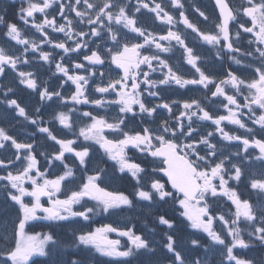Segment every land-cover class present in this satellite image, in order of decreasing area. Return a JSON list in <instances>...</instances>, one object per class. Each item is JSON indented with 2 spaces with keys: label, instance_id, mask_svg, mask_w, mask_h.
<instances>
[{
  "label": "snow or ice",
  "instance_id": "1",
  "mask_svg": "<svg viewBox=\"0 0 264 264\" xmlns=\"http://www.w3.org/2000/svg\"><path fill=\"white\" fill-rule=\"evenodd\" d=\"M214 3L219 11L218 22L215 24V31L205 32L190 22L182 10L184 5L181 0H167V3L165 0H151V6L148 0H136L132 11V5L122 4L120 0H100L99 3H93L92 0H75L74 3L67 4L63 0H22V6L17 10L16 16L26 27L30 25L39 33V37L38 42L24 37L16 23L7 22L4 35L15 41L20 49L17 54L14 50L0 47V77L11 72L14 74V80L18 82V85L13 83L11 86H4V102L8 109L35 125L37 131L45 134L47 140L54 144L50 153H39L50 166L42 171L34 143L22 141L0 127V185L6 192V200L10 201L12 206H18V214L12 221L11 232L9 233L7 224L4 228L3 239L7 246L0 249V264H29L33 256L49 258L50 264H85L84 255L73 258L70 262L60 259L57 255L59 243L52 234H26L25 227L28 222L38 219L60 222L77 217L88 221L100 211L111 214L114 210L132 205V200L124 193L108 191L100 186L99 182L104 177L103 170H93L76 190H70L66 198H56V194L61 192L62 182L74 177L73 167L65 162V154L72 153L74 164L78 162V167L87 171L91 162L90 146L84 144L76 147V140L58 138L50 127L42 126L39 116L30 117L17 99L9 98V94H15L17 86L37 93L41 102H59L67 106L71 101L76 105L91 104L97 108L115 105L118 108V113L111 122L104 116L94 115L92 111L82 112L81 118L89 119L90 123L79 129L77 139L82 137L84 141H93L99 145L108 159L114 162L115 169L126 173L135 182L134 195L138 200L153 204L171 202L178 210L179 216L187 222L186 227L194 230L189 233L188 247L182 248L181 240L176 235L175 222L167 214L156 218L159 225L168 229L163 247L166 253L170 254L166 256L170 264H208L201 259H187L188 253L198 251L202 246L198 233H204L208 238L206 252L215 250L220 253V264H257L255 259L237 255L236 250H248L257 244L264 246V203L254 205L249 199L242 198V194L231 184V181H241L244 175L242 164L233 163L229 156L218 152L217 145L210 140L213 132L202 134L200 128L194 125L210 121L222 140L238 141L243 145L244 154L249 157V148L258 149L259 155L256 159L264 162V136L256 138L253 129L248 128L242 120V109H247L249 119L264 133V0H241L236 7L232 6L230 0H214ZM53 5L58 6V14L64 23L58 24L55 17L49 18L48 9ZM167 5L180 10L179 20L165 10ZM142 9L154 13L156 21L169 26L166 34L156 35L139 26L136 13H141ZM196 11L208 21L209 18L203 11L198 8ZM36 13L43 14V19L38 21L35 18ZM69 13H75V16L70 17ZM5 21L6 16L0 15V26L4 25ZM230 22L238 23L234 35ZM84 24L88 26L87 32L78 29V25ZM177 24H183L204 43L214 48L219 46V49L226 50V53L241 52L236 44L248 34L250 50L245 51L243 55L259 62L254 67L252 63L247 65L251 69L252 78H246L243 69L229 70L224 78L217 82L210 74L201 70L198 65L200 57L186 45L181 33L172 30ZM49 28L51 32L47 31ZM53 33H63L64 39L54 40ZM105 33L106 35H103ZM91 37L111 41V45L106 47L101 43L93 49L89 44ZM141 38L142 42H138ZM69 41H72V46H69ZM161 41L169 42V46H164ZM172 41L184 50L186 62L195 69L198 79H186L178 75L161 58L160 53L168 52ZM41 45L51 46L53 51H44ZM145 46L155 48L156 51L151 55H142L141 50ZM84 49L88 51L84 52ZM55 50H60L63 54L55 61L54 75L58 74L59 81L55 86H49L47 83L42 86L36 72L22 70L20 67H37L33 64L34 60L51 65ZM72 53L78 56L82 54V61H73L70 66H65L66 57ZM229 58L237 65L242 64V60L237 59L235 55H230ZM84 62H87V65ZM106 62L110 71L119 70L118 78L109 76L105 82V73L100 72L99 83H96V72L88 66H103ZM141 65H146L152 71H155L156 67L167 71L161 79L154 81L148 71H142ZM85 69L87 75L76 74V70ZM69 81L75 86V90L70 96H65L62 90ZM92 83H95L94 92L86 95ZM173 84L179 88L202 85L206 89L209 85H214L215 90L211 91V96L217 99L223 97L221 105L228 114H210L196 99L182 102L161 101L149 106L143 98L146 92L147 96L159 99L163 90L160 86ZM141 85L145 87L141 89ZM229 87L234 90L233 94H228L226 89ZM95 94H100V98H90ZM113 94V99H106ZM241 95L242 103L238 99ZM175 104L179 105L178 115L173 111ZM161 109L168 115L161 118L155 127L128 128L129 121H136L137 117L143 124L147 125L148 121L155 123ZM35 111L37 114L41 113L39 107ZM72 111L73 109H69V112ZM69 112H56L53 119L63 128L72 131L73 123ZM222 121L237 125L248 135L230 134L221 126ZM104 129L113 132L116 138L108 139L102 135ZM126 149H134L140 157L130 158ZM236 155L243 160L239 153ZM59 165H63V174L55 179L47 178L46 172ZM259 177L256 178V174H252L250 188L258 190V197L264 200V171L259 173ZM45 196L48 197L49 207H44L41 203V197ZM26 197H30L31 201L25 202ZM221 198H226L234 207L235 210L230 215L217 212L213 207V203ZM88 201L95 203L91 207L85 206ZM74 205H81L83 210H75ZM38 212L43 215L38 216ZM216 225H219V230ZM113 232L127 237L128 245L125 248H121L119 240L108 238L107 234ZM73 236L74 245L82 246V254L93 252L102 257L119 260L121 264H133L134 261L136 264H159V261L141 259L148 253L155 255V251L144 236L136 234L131 228L121 230L104 225L92 231L73 233Z\"/></svg>",
  "mask_w": 264,
  "mask_h": 264
},
{
  "label": "flooded vegetation",
  "instance_id": "2",
  "mask_svg": "<svg viewBox=\"0 0 264 264\" xmlns=\"http://www.w3.org/2000/svg\"><path fill=\"white\" fill-rule=\"evenodd\" d=\"M64 3H69L72 2L74 3L75 0H63ZM93 3H99L100 0H92ZM120 2L122 4H127V5H132L133 8L130 9V11L134 10V6L136 5V0H120ZM150 6H151V0H148ZM156 2H161V0H156ZM165 2L167 3V0H165ZM231 4L233 7H236L241 0H230ZM0 4L3 5V8L0 9V15H5L6 16V21L5 24L0 26V40L3 38L4 33L6 32V25L7 22L11 21L17 24V26L22 30V36L27 37L29 39H33V40H37L38 42V37H39V33H36L34 29L31 28V26H25L23 24L22 21H20L17 16H16V12L17 10L22 6V0H0ZM184 4V8L185 10H191L192 7L189 6L187 1L183 2ZM5 9L7 10L5 12ZM166 11H169V13L171 15L174 16V18L176 20H179V11L177 9H173L171 8L170 5H167L165 7ZM48 13H49V18L55 17L57 20V23H64V21H62L60 19L59 16V9L58 6L53 5L52 8L48 9ZM185 15L189 18L190 22H192L193 24H196L197 27H199L201 30L206 32V29L208 32H213L215 31V24L213 25H205L203 22V19L199 18V17H193L191 15L190 12L185 13ZM70 17H74L75 13H69ZM136 16L138 18L139 21V26L145 27L149 32H154L156 35H163L166 34V32L168 31L169 26L168 25H164L161 24L160 21H156L154 18V13H150L148 12L146 9H142L141 13H136ZM35 18L39 21L43 19V14L40 13H36L35 14ZM239 19V18H238ZM238 27V23L237 22H231L230 23V28L231 31L234 35L236 29ZM78 29H82L84 31H88V26L86 24L84 25H78ZM173 31H179L182 35V38L185 39V43L188 47H191L194 51V53L197 56H200V53L202 52L199 49H195L194 48V44L195 42H198L200 39L199 37L196 36L195 33H192L190 29H186L184 27L183 24H177L175 27H173L172 29ZM47 31L51 32V29H47ZM103 35H106L103 34ZM52 38L56 41H60L64 39V35L63 33H53L52 34ZM249 36L248 34H245L243 39L239 40L238 42H248ZM6 41L15 44V41H11L9 38L6 37ZM92 41H95V43H92ZM138 42H142V38L138 41ZM104 43V45L110 46L111 45V41H101L100 39H98L97 37H91V39L89 40V44L91 48H95L97 44H101ZM161 43L168 47L169 46V42L167 41H161ZM69 46H72V41L68 42ZM16 45V44H15ZM17 48L20 49V46L17 45ZM41 48L44 51H53L51 46L48 45H41ZM19 49L18 50H14L17 52V54H19ZM12 50V49H9ZM84 52H87V49L83 50ZM155 48H148L147 46H145L144 49L141 50V54L142 55H151L155 52ZM246 51V50H245ZM244 51V52H245ZM55 56H54V60L53 63L51 65H47V64H43V67L45 70H41L36 72L38 81L41 83V85L43 86L45 83L47 84H51L52 86H55L58 84V80H57V75H54L55 72V61L60 59V55H63L62 52H60V50H55ZM38 55V53H37ZM160 56L162 59H164L170 67L173 68L174 71L177 72L178 75H182L184 78L186 79H193L196 78L198 79V74L195 72V69L192 70L190 69L191 66H189L186 62V54L184 53V50L175 43V41L171 42V47L170 50L166 53H160ZM73 61L76 62H80L82 61V54L81 55H77L76 53H72L70 54L68 57H66L64 63L65 66H70L71 63ZM226 62L229 64V66L224 67L225 71H229V70H233L236 71L235 69L236 64L232 61V60H226ZM87 65V62H84ZM154 67L156 66V62H153ZM200 64V62H198V65ZM22 68V70H25L27 68H29L28 66L25 65H21L20 66ZM90 68H93V70L96 72L97 75V81L96 83H99L98 77L100 72H104L105 73V82H107V79L109 76H112L114 78H118V73L119 70H115V71H110L108 68V64L107 62L105 63V65L101 66V68H97L95 66H88ZM114 68V66H113ZM141 69L142 71H148L150 74V77L152 80H159L163 77V73L167 71V69H161L159 67H156L155 71H152L150 69H148V67L146 65H141ZM28 71H32V70H28ZM76 74H82V75H87V70H76ZM224 76H221V73H217L216 75H214V79H216V81L218 82L220 79H223ZM247 78V77H246ZM14 80V74L9 72L7 73L6 76H3L2 78L0 77V82L2 81H6V80ZM140 79H143V76H140ZM16 83H18L16 81ZM91 83V82H90ZM145 86L141 85V89H143ZM163 90L160 93V98H154V97H150L147 96V93H144L143 98L149 103V106H152L156 103H160L161 101H185V100H191V99H196L198 101H200L201 105L204 107L207 99L205 97V88L202 85H187L185 88H179L178 86H176L175 84L171 85V86H160ZM18 88V87H17ZM94 88H95V83H92V86L90 88L87 89L86 91V95L93 93L94 92ZM19 89L21 90H28L25 89L23 86H21ZM215 89V88H214ZM75 90V86L71 84V82L69 81L67 86L65 87V89H63V93L65 96H70L72 92H74ZM228 94H233L234 90L231 89L230 87L226 89ZM245 94H246V90H245ZM9 98L10 99H15L13 97V94H9ZM90 98L93 99H99L100 98V94H95L94 96H90ZM114 98V94L112 96H108L106 97V99H113ZM213 101H218V103H221V101L223 100V97H220L219 99L212 97ZM238 99L240 101L243 102V96H239ZM241 102V103H242ZM173 106H176L178 109L179 105L175 104ZM135 107V106H134ZM247 110V109H246ZM175 112V110H173ZM215 111L217 112L216 115H225L226 116V111L221 108L220 106L215 108ZM244 113L242 120L244 121L245 118H247L249 115L243 111ZM168 115V114H166ZM178 115V114H177ZM139 120V117H137L136 122Z\"/></svg>",
  "mask_w": 264,
  "mask_h": 264
},
{
  "label": "rangeland",
  "instance_id": "3",
  "mask_svg": "<svg viewBox=\"0 0 264 264\" xmlns=\"http://www.w3.org/2000/svg\"><path fill=\"white\" fill-rule=\"evenodd\" d=\"M250 75H251V73H250ZM35 102L39 103V104H41V103L44 104L46 114L50 116L49 120H51L53 122V127H51L53 129L52 130L53 134L56 135L58 138L68 137L69 133H73L74 130H77V136H78L79 129L81 127L85 126L87 123H90V121H86V118H81V113L84 111H92L94 115L106 117L108 114L107 110H109V112H111L110 115H112L111 120H113V118L115 117V114L113 116V113H115V110H114L115 107H113V106L106 107V108H97L94 105L91 106L90 104H78L76 106L77 109H76L75 117L72 119L73 130L69 131L68 129L63 128V126L59 125V123L53 119V116L55 115V113L59 112V110L61 108L65 107V105L60 104L59 102H52V101H44V102L35 101ZM2 104H4L3 105L4 107H2L1 111H0V113H1L0 125H2L4 123L3 125L6 124L7 127H11L14 119L19 118L20 116H18L15 111L8 109L6 102L3 101ZM49 104L51 105V107H46V105H49ZM68 104H69V102L67 103V105ZM22 106L25 107V109L28 113L32 110V109H30L31 108V101H23ZM85 107H87V108H85ZM3 128L6 129L4 126H3ZM54 130L57 133L61 134V137ZM14 131H15V129L13 130V133H12V131H8V132H9V134L16 137V135L14 134ZM21 132H23L22 129H21ZM17 138L23 141V140H27L28 136L26 135L25 138H20V137H17ZM107 138L112 139L111 136H109ZM79 139L83 140L82 137H80ZM53 144H54V142H52V141H48V140L46 141V145L48 146V150H52L51 146ZM36 145L37 144H35L34 146L36 148V153H37L38 149H40V146H36ZM79 146L80 145H77V147H79ZM237 150H239V148H236V154L238 153ZM248 152L250 153V157L245 155L244 152L239 154V156L243 158V160L241 161L237 157L236 154H231L230 151L222 150L223 155H226L229 157L234 156V158L232 159L233 163H241L242 164L244 172L247 173L245 177H249L247 180L248 185H247V188L245 191L252 192V194L247 195L243 199H249L250 203L256 205L258 203H264V200H261L258 197V195H257L258 190H253L250 188V179L252 178L253 173L256 174V178H260L259 173L261 171H264L263 170L264 162H261L260 160L256 159V157L259 154L254 152L252 148H249ZM65 155L68 158V153H66ZM90 156H91V162L87 166V171L78 167V162L75 163V165L77 164L76 175L72 178H69L67 181L62 182L61 192L56 194V198H59V199L66 198V195H67L66 193L68 192V194H70V190H74L75 181H77L79 183V186H80L84 182L81 180L82 177L84 180H86L87 176L91 175L93 170H103L104 171V177L100 183V186L105 181H108L107 182L108 186L112 185L114 182H117V179L123 174V173L118 172L115 169L114 162L108 159V157L105 155L103 150L99 148V145L93 146V149L90 151ZM104 162H106V164ZM40 167H41V163H40ZM49 167L50 166L46 163V168H49ZM62 168H63V165H59L58 167L51 168L50 172H46V173H49L51 175L48 178L49 179H55L57 176H59L57 171L61 170ZM83 171H85V172H83ZM242 177H244V175ZM26 186L30 187V185H26ZM79 186H77L76 189ZM112 186H110V188H112ZM108 191H112V190L110 189ZM63 194H66V195L63 196ZM30 201H31L30 197L25 198V202H30ZM137 201H140V200L137 199ZM41 203L44 207L50 206L48 203V197H46V196L41 197ZM73 207L75 210L81 209L80 208L81 205H74ZM144 208L145 207H141L139 203L132 202V205L130 207L126 206L122 209L114 210L113 211V213L115 215L114 219L112 221L104 222V224L102 226L111 225V226L119 228V229H124L126 221L133 216H140L142 214V209H144ZM17 214H18V206H12L11 202L6 200V192L4 191L2 185H0V249L7 246V242L3 239V237L5 235V233H4L5 225L7 224L8 231L10 233L12 230V221L15 220ZM37 215L42 216L43 213L38 212ZM45 222L53 223L51 221H46V220H45ZM63 222H64L65 226H67L69 228H76V229L81 228L83 226V223H84V221L78 217L73 218L72 220L63 221ZM35 223H37V225L40 226L43 222H42V220H39V219L35 220V221H29L28 224L26 225V227L30 226L29 230H32L33 227L31 225H34ZM45 225L46 224L43 223V226H45ZM216 227L219 230V225H216ZM43 233H47V232H43ZM33 234H34L33 232L28 233V235H33ZM108 238L114 240V238H111L109 236H108ZM245 238L247 239L246 234H245ZM12 244L14 246V240L12 241ZM236 254L239 255L238 253H236ZM33 258L39 259V258H45V257H39L38 258V256H33ZM249 258L255 259L257 261V264H264V256L263 257H261V256L255 257L254 256V257H249ZM212 259H215V260L212 261ZM201 260L207 261L208 264H220L221 255L218 251H215V250L212 252H205L203 254V256L201 257Z\"/></svg>",
  "mask_w": 264,
  "mask_h": 264
},
{
  "label": "trees",
  "instance_id": "4",
  "mask_svg": "<svg viewBox=\"0 0 264 264\" xmlns=\"http://www.w3.org/2000/svg\"><path fill=\"white\" fill-rule=\"evenodd\" d=\"M164 231H165V227L164 226H162L161 227V229H160V231L157 233V236L159 237V238H161L163 241H165V234H164ZM166 242V241H165ZM157 252H162L161 250H159V251H155V253H157ZM152 254V253H151ZM151 254H147V255H149V256H146V257H142L141 259H144L145 261H147V260H149V259H151L152 261H159V264H162V263H164V261L161 259V258H157V257H155L154 255H151ZM151 255V256H150ZM95 262V264H108V263H106V262H104V261H102V260H99V261H94ZM134 264V263H133Z\"/></svg>",
  "mask_w": 264,
  "mask_h": 264
}]
</instances>
